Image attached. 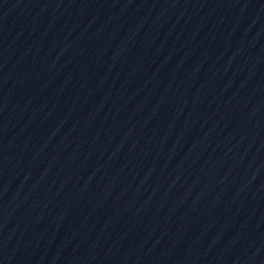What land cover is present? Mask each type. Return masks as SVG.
Masks as SVG:
<instances>
[{"label":"water","instance_id":"obj_1","mask_svg":"<svg viewBox=\"0 0 264 264\" xmlns=\"http://www.w3.org/2000/svg\"><path fill=\"white\" fill-rule=\"evenodd\" d=\"M0 264H264V0H0Z\"/></svg>","mask_w":264,"mask_h":264}]
</instances>
